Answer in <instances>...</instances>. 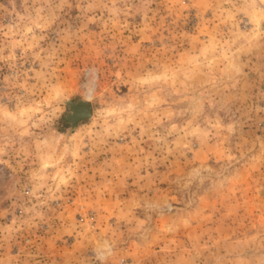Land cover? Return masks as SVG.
I'll use <instances>...</instances> for the list:
<instances>
[{"label": "rangeland", "instance_id": "1", "mask_svg": "<svg viewBox=\"0 0 264 264\" xmlns=\"http://www.w3.org/2000/svg\"><path fill=\"white\" fill-rule=\"evenodd\" d=\"M0 264H264V0H0Z\"/></svg>", "mask_w": 264, "mask_h": 264}, {"label": "water", "instance_id": "2", "mask_svg": "<svg viewBox=\"0 0 264 264\" xmlns=\"http://www.w3.org/2000/svg\"><path fill=\"white\" fill-rule=\"evenodd\" d=\"M65 104L69 109L66 121L70 124L71 129H74L80 122L88 120L92 116V106L88 101H66Z\"/></svg>", "mask_w": 264, "mask_h": 264}, {"label": "crops", "instance_id": "3", "mask_svg": "<svg viewBox=\"0 0 264 264\" xmlns=\"http://www.w3.org/2000/svg\"><path fill=\"white\" fill-rule=\"evenodd\" d=\"M75 261H73L72 263H74ZM76 263V262H75Z\"/></svg>", "mask_w": 264, "mask_h": 264}]
</instances>
